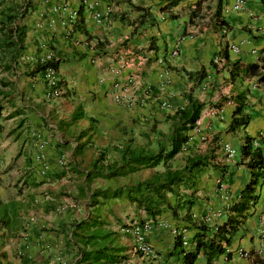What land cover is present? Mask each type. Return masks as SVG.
<instances>
[{"label": "crops", "instance_id": "1", "mask_svg": "<svg viewBox=\"0 0 264 264\" xmlns=\"http://www.w3.org/2000/svg\"><path fill=\"white\" fill-rule=\"evenodd\" d=\"M197 1L179 0L168 11L160 12L165 0H0V21L7 9H12L16 17L23 11L15 23L23 30L20 44L6 47L0 36V264H65L67 237L61 229L72 219L65 221L66 217L60 216L46 224L43 216L34 220L20 216L16 207L36 203L40 193L50 200L57 197L59 185L71 175L82 176V183L87 185L91 178H87V165L100 149L114 147L118 152L116 143L125 144L132 138L137 142L144 139L145 144L159 142L158 138L141 136L146 127L154 124L142 121L163 118L183 103L191 87L184 70L203 68L215 86L224 80L227 88L214 87L210 100L220 102L236 92L235 84L228 82L222 61L214 58L226 45L230 60L243 64L257 61L264 48V0H243L239 11L231 9L233 0H223L224 25L220 27L211 19L216 0H202L197 16L190 18L191 5ZM55 6L60 8L53 10ZM132 6L147 9L141 24L137 23L141 13ZM105 10L107 17L98 22L95 14ZM72 12L77 13L75 19L70 18ZM231 44L238 45L236 53L229 51ZM46 50L59 61L57 78L64 87L55 102L44 98L45 84L38 74H30L25 60L26 56H39ZM172 50L177 52L175 57L170 55ZM120 65L124 67L122 73L136 79L130 103H115L110 97L111 70ZM244 85L249 90L246 127L226 131L233 110L231 102L220 107L224 112L222 120L208 116L204 108L197 121L198 133L215 140L213 163L225 171L221 192L214 183L217 171H206L200 183L196 179L192 197L199 196V187L201 192L206 190L203 194L208 197L204 203L194 198L196 204L190 213L197 218L221 208L224 193L235 198L248 181L247 169L237 164L245 136L254 138L253 145L264 153V88L255 87L251 79L237 85V89ZM162 103L167 106L162 108ZM75 113L83 117L71 121ZM32 132L39 133L47 143L44 154L48 170L43 175L33 161ZM224 144L234 149L233 157H224ZM255 194V204L231 238L228 259L221 255L206 263L199 254L194 264H264V178ZM4 207L9 212L6 215L2 214ZM138 213L145 217L143 211ZM225 218L226 213L219 220L210 219L208 225L220 224ZM155 223L145 236L154 255L141 257L127 234V242L119 248L124 257L114 264H179L174 257L168 258L173 238L162 224L179 227L182 222H175L164 212ZM189 234L191 238L192 232ZM238 249L248 252L249 258H239Z\"/></svg>", "mask_w": 264, "mask_h": 264}, {"label": "trees", "instance_id": "2", "mask_svg": "<svg viewBox=\"0 0 264 264\" xmlns=\"http://www.w3.org/2000/svg\"><path fill=\"white\" fill-rule=\"evenodd\" d=\"M179 0H165V4L161 7L160 12H166L171 7L177 5ZM202 0L191 5L190 18L197 16L198 9L201 6ZM223 0H216L214 9L211 15V19L215 26L224 25V21L221 16V8ZM132 9L141 13L138 24L142 23V19L147 14V9L142 7L132 6ZM12 9H7L3 12V20L0 21V36L3 40V44L9 47L11 44L19 45L23 35L22 28L17 26V19L22 17L23 11H19V15L16 17L12 14ZM78 21H80V13L77 10ZM169 18H174L170 16ZM119 19H122L121 17ZM99 44H96V46ZM20 48V46H19ZM227 46L215 55V58L222 61L227 73L228 82L236 88V92L232 95L224 97L220 102L214 104L215 107H221L225 102H231L233 104V110L230 114V121L226 128L227 132H234L239 128H244L249 122V115L247 113L249 90L244 85L242 89H237V85L240 87L245 81L253 79L255 87L264 88V51L259 52V56L255 63L243 64L239 60H230L227 50ZM54 55V53H53ZM59 61L55 56L53 60L47 62L45 65L35 64L34 68L30 70V74L41 75L43 69L46 66L52 67L57 71ZM215 65V64H213ZM187 82L191 83V87L188 92L184 94L183 103L179 104L170 114L163 115L162 120L164 123H168V132L164 145H159L160 142H156L158 150L156 152L143 149L137 150L130 144L122 146L119 152L118 164L114 167H106V173L103 174L101 170L95 167L98 161L92 164L94 170L87 173V178L90 177H104V178H117L130 175L140 169L151 170L159 165H163L165 162L173 159L176 155L182 152L185 148L187 141L189 140L188 132L196 128V123L200 118L201 112L205 108V103L199 101L192 96V91L195 87L206 78V73L203 68H199L195 71H183ZM82 113H75L71 117V121L81 119ZM254 138L245 136L243 142L239 148V161L237 164L243 165L248 171V181L240 190L236 199L230 207L226 210L225 220L215 225L212 229L209 225L203 221V215L200 218L191 217V209L196 204V200L191 197L196 192L195 180L196 175L202 170L209 167V169L217 171L218 178L222 180L224 176V167L219 166L213 161L216 158L214 152L215 147L211 148L208 152V156H188L185 158L184 164L181 168L170 170L165 168L162 173L154 174L151 179L137 183L134 187L127 190L116 189L111 192L97 191L93 196L101 197L104 200L124 198L134 204L135 208L140 209L145 214L146 218L152 222H157L159 216L167 212L170 218L175 222L180 221L185 229L192 232L190 243L192 247L190 249H184L181 246L178 238L173 239L172 250L168 255V258L174 257L179 264H194L198 255L201 254L206 263H209L212 259H215L221 255H225L228 259L229 252H225V249L230 246L231 238L235 235L238 228L243 224L246 217L249 215L251 207L255 204L256 200V188L259 186L264 178V153L258 147L253 145ZM165 147V150H163ZM225 157V156H224ZM35 186V184H34ZM179 186L190 190L189 197L186 195H177ZM173 195L175 199L173 202L168 200L166 195ZM1 205V203H0ZM2 214L6 215L9 212L4 207ZM13 208H11V212ZM10 212V213H11ZM182 212V215L180 214ZM12 214H15L12 212ZM98 223H90L89 226H97ZM84 221L75 224V228L87 231L89 226ZM91 238L83 239L84 244H89L91 239H96L95 235ZM109 251V252H108ZM120 252L121 250L112 248L109 250L106 247L91 248L89 250H81L78 253V258L74 264H114L118 260L114 254L110 252Z\"/></svg>", "mask_w": 264, "mask_h": 264}, {"label": "rangeland", "instance_id": "3", "mask_svg": "<svg viewBox=\"0 0 264 264\" xmlns=\"http://www.w3.org/2000/svg\"><path fill=\"white\" fill-rule=\"evenodd\" d=\"M216 86L219 87V90H224L227 88L223 79H221ZM216 86L214 81H211L209 79V76H206L201 84L193 89L192 96L196 99L201 98L203 102L205 101L207 104L205 109L216 108L214 104H216L217 102L210 100L213 88ZM133 102L135 104V100H133ZM211 102L215 103L211 105ZM167 114L169 113L167 112ZM142 122H153L154 124L149 128L146 127L145 131L140 133L141 136L143 134V136L146 135L152 136V138L155 137V139L158 138L160 142L159 145H164L169 129L168 123H163L164 121L162 120V118L156 116L152 120L147 119L146 121ZM160 122H162L161 125H159ZM139 130L142 129L139 128ZM188 136L190 139L187 141L185 148L182 149V152L176 155L173 159L165 162L163 165H159L151 170L140 169L130 175L117 178L93 176L88 181H86L88 182L87 185L82 183V176L75 177L71 175L70 179L64 180L65 182L63 181V183L59 185V189L57 190V197H51L50 200L48 198V195H46L45 193H40L38 194L39 196H37L38 198H36V203H32L31 205H28L29 203H21L19 206H17V213L20 216H27L28 218H31V220L38 219L39 217L43 216L46 218V224H52L54 220L56 218H59L60 216L66 217L65 221L72 219L71 223L64 224L63 226L65 228L63 227L64 229H61L62 234L67 237V241L64 246V253L67 256V261L65 262V264H74L75 260L78 258L79 251L89 250L91 246H93V248L106 247L109 250H112V248L119 249L122 246L121 244H124L128 240V238L126 237L127 233L124 232L125 229L129 228L131 225L136 224L138 226L145 227L146 236L151 231L152 226L156 223L147 219L146 216L143 217V215H139L138 210L140 209L135 208L134 204L124 198L104 200L101 197H94L93 195L97 191L103 190L111 192L116 189H121L125 191L129 188L134 187L137 183L149 180V178L151 179L154 174L162 173L165 168H169L170 170L181 168L184 164L185 158L188 156H208V152L211 150V148H213L212 143L215 140H208L206 136L200 135L199 133L195 132V129L189 131ZM192 136H195L196 139H192ZM143 140L144 139H141L139 142H137L135 138H132L130 140H127L125 144H123L121 141L116 143V145L119 147L118 149L126 144H130L134 148L137 146H142L143 149H147L153 152H156L158 150L157 143L153 142L145 144ZM163 150H165V147H163ZM96 161L98 162L97 164H95V167L98 168V170H101L103 174H105L107 172L105 169L106 167H114L118 164V152L114 150V147L100 149V151L96 153L95 157L87 165L89 172L94 170L91 166ZM208 170L209 167L206 169H202L196 175L195 178L198 179V183H200L199 178H202L205 175V172ZM80 184L84 185H81V187ZM78 186H80L81 189H79ZM204 190L202 189L203 192ZM203 192H201L199 187V196L195 195L194 197L198 198L201 203L208 202V197L207 195H204ZM177 195H186L189 197L190 190H188V188H183V186H179ZM166 196L168 200H170V202H173V200L175 199V197L171 194ZM77 221H84L88 226L90 223L96 222L98 223V225L91 227L89 226L87 231H82L75 228V224L78 223ZM170 227L174 226L170 225ZM50 230L52 231L53 229L50 228ZM94 235L96 236V239H91L89 241V244H84V238L88 239L91 238L90 236ZM147 243L150 245L149 242ZM150 248L152 250V255H154V248L151 245ZM110 253L117 256L115 258L118 260V262L121 261V259L124 257V255L120 252Z\"/></svg>", "mask_w": 264, "mask_h": 264}, {"label": "built area", "instance_id": "4", "mask_svg": "<svg viewBox=\"0 0 264 264\" xmlns=\"http://www.w3.org/2000/svg\"><path fill=\"white\" fill-rule=\"evenodd\" d=\"M243 3H244L243 0H233L231 9L233 11H239L242 9ZM59 8L60 7L55 6L53 7V10H57ZM76 14H77L76 12H72L70 18L75 19ZM107 15H108V10H105V12L102 14H95L94 17L99 22L101 21V19L107 17ZM228 48L231 53H236L238 51V45L236 44H231ZM262 50L264 51V48H262ZM170 55L172 57H175L177 55L176 50H172L170 52ZM53 57H54L53 53L50 50H46L44 51L43 54L39 56H26L25 60L28 64L29 69L31 70L34 68L35 64L45 65L47 62L52 61ZM214 61H217V59L214 58ZM123 68L124 67L120 65L111 70V73L113 74V79L111 82L109 93L111 99L115 103H124V102L129 103L131 100L130 92L135 88L134 86L136 79L131 74L122 73L124 70ZM39 76L43 80L46 88L44 92V98L51 102L52 101L55 102L56 100H58L60 96L63 94L64 87L57 78V71H55L50 66H46L43 69L41 75ZM230 105L233 106L232 103H230ZM166 106H167L166 103L161 104V107H166ZM205 113H207L208 116L214 117L218 120H222L224 117V112L222 109H220V107L208 108L205 110ZM196 128H195V132L198 133ZM31 138L34 141V147H35L33 161L39 167L38 168L39 174L43 175L48 170V165L44 154L47 143L45 139L39 135V133L32 132ZM222 150L226 158H231L235 155L234 149L230 148L227 144H224L222 146ZM58 165L60 167L63 165L62 158L58 160ZM214 183L217 188V191L221 192L223 190L222 180L217 177L215 178ZM221 198H222V207L212 211V213L209 216L207 215L204 216L203 221L205 222V224L208 225L210 219L212 220L221 219V216L226 213L227 208L230 207L232 202H234L236 199V197L233 198L225 193L221 196ZM191 217L195 218L194 215H191ZM261 223L264 224V219L261 220ZM215 225L217 224L214 223V224H210L209 226L212 229H214ZM162 227L168 228L170 231L171 238H178L183 248L190 249L192 247L190 243L189 231L185 229L183 226L170 227L162 224ZM124 232L127 233L129 236H131L134 251L143 258H150V256L152 255V250L150 248V245L145 240V227H141L134 224L131 225L129 228L125 229ZM228 249L229 247L225 249V252H229ZM236 253L239 258H244V259L249 258L248 252L243 251L242 249L236 250Z\"/></svg>", "mask_w": 264, "mask_h": 264}, {"label": "clouds", "instance_id": "5", "mask_svg": "<svg viewBox=\"0 0 264 264\" xmlns=\"http://www.w3.org/2000/svg\"><path fill=\"white\" fill-rule=\"evenodd\" d=\"M174 239V238H173Z\"/></svg>", "mask_w": 264, "mask_h": 264}]
</instances>
